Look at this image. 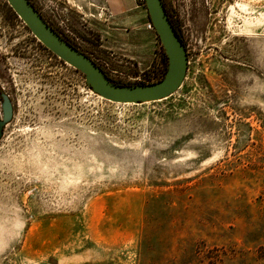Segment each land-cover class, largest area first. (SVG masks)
Masks as SVG:
<instances>
[{
    "label": "rangeland",
    "instance_id": "1",
    "mask_svg": "<svg viewBox=\"0 0 264 264\" xmlns=\"http://www.w3.org/2000/svg\"><path fill=\"white\" fill-rule=\"evenodd\" d=\"M82 1L30 0L113 82L163 77L143 0L148 64L102 48L106 16ZM164 2L185 45L184 81L165 99L118 104L0 0V91L12 104L0 264H264V0Z\"/></svg>",
    "mask_w": 264,
    "mask_h": 264
},
{
    "label": "water",
    "instance_id": "2",
    "mask_svg": "<svg viewBox=\"0 0 264 264\" xmlns=\"http://www.w3.org/2000/svg\"><path fill=\"white\" fill-rule=\"evenodd\" d=\"M31 34L53 55L84 76L92 93L118 104H141L165 99L182 85L187 71L185 47L171 24L162 0H144L152 25L167 58L164 76L157 82L137 85L112 83L107 75L88 56L63 39L29 0H6ZM0 138L4 126L12 118V104L8 95L1 93Z\"/></svg>",
    "mask_w": 264,
    "mask_h": 264
},
{
    "label": "crops",
    "instance_id": "3",
    "mask_svg": "<svg viewBox=\"0 0 264 264\" xmlns=\"http://www.w3.org/2000/svg\"><path fill=\"white\" fill-rule=\"evenodd\" d=\"M82 2L88 7H95L106 16L96 25V30L101 36L102 48H110L114 44L125 46L124 50L130 54L137 53L144 62L150 63L152 55L149 53L150 43L146 38H149V42L152 38L144 30L142 22L144 7L138 4L137 0H83Z\"/></svg>",
    "mask_w": 264,
    "mask_h": 264
},
{
    "label": "trees",
    "instance_id": "4",
    "mask_svg": "<svg viewBox=\"0 0 264 264\" xmlns=\"http://www.w3.org/2000/svg\"><path fill=\"white\" fill-rule=\"evenodd\" d=\"M162 2H163V5H164V8H165V11H166V13H167V16H168V18H169L171 24H172L173 27L175 28L176 32L178 33V35H179V37H180V39H181V41H182V43H183V40H182V38H181V35L179 34L178 30L176 29V27H175V25H174V23H173V21H172V19H171V16H170V14H169V11H168V9H167V6H166L164 0H162ZM143 5H144V0H143ZM63 39H64V38H63ZM67 42H68V41H67ZM68 43H69V42H68ZM70 44H71V43H70ZM71 45H72V44H71ZM183 45H184V43H183ZM72 46H73V45H72ZM73 47H75V46H73ZM184 47H185V45H184ZM75 48H76V47H75ZM76 49H77V48H76ZM163 60H164V63H165V68H164V72H163V74H164L165 71H166V67H167V58H166L165 53L163 54ZM163 76H164V75H163ZM109 80H110L112 83L117 84V83L113 82L110 78H109ZM142 84H143V83H142ZM118 85H119V84H118Z\"/></svg>",
    "mask_w": 264,
    "mask_h": 264
},
{
    "label": "flooded vegetation",
    "instance_id": "5",
    "mask_svg": "<svg viewBox=\"0 0 264 264\" xmlns=\"http://www.w3.org/2000/svg\"><path fill=\"white\" fill-rule=\"evenodd\" d=\"M30 1V0H29ZM1 91H0V95H1ZM1 105H2V98H1V96H0V107H1Z\"/></svg>",
    "mask_w": 264,
    "mask_h": 264
},
{
    "label": "built area",
    "instance_id": "6",
    "mask_svg": "<svg viewBox=\"0 0 264 264\" xmlns=\"http://www.w3.org/2000/svg\"><path fill=\"white\" fill-rule=\"evenodd\" d=\"M151 27H152V25L151 24H148V28L152 29Z\"/></svg>",
    "mask_w": 264,
    "mask_h": 264
}]
</instances>
